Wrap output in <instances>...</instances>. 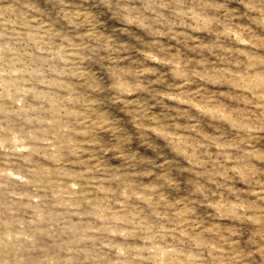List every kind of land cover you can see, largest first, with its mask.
Returning <instances> with one entry per match:
<instances>
[{
  "label": "rangeland",
  "instance_id": "374dc122",
  "mask_svg": "<svg viewBox=\"0 0 264 264\" xmlns=\"http://www.w3.org/2000/svg\"><path fill=\"white\" fill-rule=\"evenodd\" d=\"M0 264H264V0H0Z\"/></svg>",
  "mask_w": 264,
  "mask_h": 264
}]
</instances>
